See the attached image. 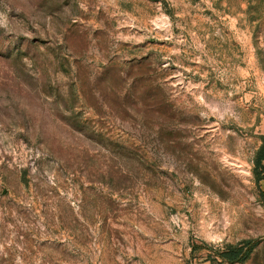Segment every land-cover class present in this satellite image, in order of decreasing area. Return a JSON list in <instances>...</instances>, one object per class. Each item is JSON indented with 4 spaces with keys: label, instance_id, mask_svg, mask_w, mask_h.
I'll use <instances>...</instances> for the list:
<instances>
[{
    "label": "rangeland",
    "instance_id": "rangeland-1",
    "mask_svg": "<svg viewBox=\"0 0 264 264\" xmlns=\"http://www.w3.org/2000/svg\"><path fill=\"white\" fill-rule=\"evenodd\" d=\"M264 0H0V264H264Z\"/></svg>",
    "mask_w": 264,
    "mask_h": 264
},
{
    "label": "trees",
    "instance_id": "trees-1",
    "mask_svg": "<svg viewBox=\"0 0 264 264\" xmlns=\"http://www.w3.org/2000/svg\"><path fill=\"white\" fill-rule=\"evenodd\" d=\"M261 145L256 153L253 161L254 168L253 173L256 181L260 182L264 180V135L260 137ZM258 245V242L251 240H245L238 246H231L227 250L220 251L218 256L222 260H226L229 263H244L248 260L253 250Z\"/></svg>",
    "mask_w": 264,
    "mask_h": 264
}]
</instances>
